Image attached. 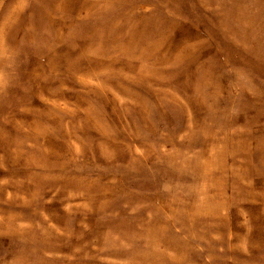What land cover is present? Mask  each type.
<instances>
[{
	"label": "rangeland",
	"instance_id": "obj_1",
	"mask_svg": "<svg viewBox=\"0 0 264 264\" xmlns=\"http://www.w3.org/2000/svg\"><path fill=\"white\" fill-rule=\"evenodd\" d=\"M0 264H264V0H0Z\"/></svg>",
	"mask_w": 264,
	"mask_h": 264
}]
</instances>
